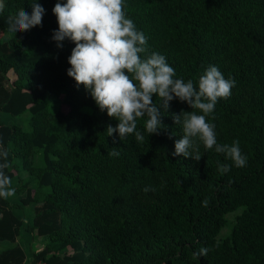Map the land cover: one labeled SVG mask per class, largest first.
<instances>
[{
    "label": "trees",
    "instance_id": "16d2710c",
    "mask_svg": "<svg viewBox=\"0 0 264 264\" xmlns=\"http://www.w3.org/2000/svg\"><path fill=\"white\" fill-rule=\"evenodd\" d=\"M30 2L4 0L0 13V138L21 196L0 198V241L9 242L0 264L24 263L23 228L42 241L31 264H264V0H124L147 55H163L176 78L198 87L215 65L234 79L208 121L219 144L239 140L246 167L202 143L199 161L173 156L183 134L173 114L191 111L178 99L161 108L159 135L145 132V116L137 120L144 142L108 136L118 121L67 75L75 45L59 49L51 39L57 0H37L42 27L9 31L8 17L30 14ZM27 110L28 121H12ZM29 204L24 226L16 209ZM201 248L207 257L193 255Z\"/></svg>",
    "mask_w": 264,
    "mask_h": 264
},
{
    "label": "clouds",
    "instance_id": "9594fccd",
    "mask_svg": "<svg viewBox=\"0 0 264 264\" xmlns=\"http://www.w3.org/2000/svg\"><path fill=\"white\" fill-rule=\"evenodd\" d=\"M32 12L23 8L15 16L7 19L11 32H25L33 27H42L45 8L37 0H31ZM5 8L0 0V13ZM52 12L58 28L53 30L52 40L56 47L63 49L68 40L75 46L67 58L70 67L67 75L76 86L83 85L101 112L106 111L110 118L118 121L115 127H107V135L118 133L124 141L135 135L138 142L145 136L137 130V120L147 117L144 130L148 136L159 135L166 128L161 108L167 111L169 102L178 99L186 102L191 111L173 114L175 124H182V137L174 144L173 156L191 157L199 161L200 143L206 150L214 149L230 159L236 167H246L247 156L240 149L239 140L231 145L217 142L215 124L208 121L220 99H227L235 86L234 79L225 78L215 65H210L199 77L198 87L192 80L185 82L176 78L175 70L159 53L147 55V38L138 31L125 11L124 0H57ZM145 54V55H142ZM159 97L161 104L153 102ZM171 138V137H170ZM110 155L120 153L113 149ZM9 152L0 138V198L15 195L12 180L6 173L9 168ZM221 173H227L230 166L220 164ZM155 191L145 187L144 191ZM207 206V201L203 202ZM208 248L194 253L197 257H207Z\"/></svg>",
    "mask_w": 264,
    "mask_h": 264
},
{
    "label": "rangeland",
    "instance_id": "374dc122",
    "mask_svg": "<svg viewBox=\"0 0 264 264\" xmlns=\"http://www.w3.org/2000/svg\"><path fill=\"white\" fill-rule=\"evenodd\" d=\"M1 117L3 119L4 122H7L9 119V115L5 112H1ZM30 117V113L29 111H25L20 117H16L14 118L12 121L13 122H19V120H29ZM11 121V120H10ZM13 182L15 183V185H17V179H13ZM20 197L21 196H11L10 200L13 202H19L20 201ZM17 211V215L22 218L23 222H24V226L25 225H31L32 222V216H33V204H29V205H24L21 208L16 209ZM20 245L21 247L24 249L25 253H26V258L23 264H31V260H32V256L31 253L33 250H35L37 248V246L42 242L40 237L32 239L31 235L23 228L22 230V239H20ZM9 242L8 241H0V248L3 246L8 245ZM39 247V246H38Z\"/></svg>",
    "mask_w": 264,
    "mask_h": 264
}]
</instances>
